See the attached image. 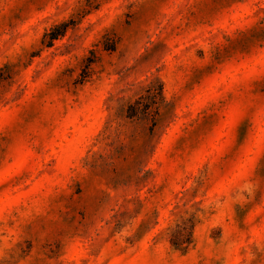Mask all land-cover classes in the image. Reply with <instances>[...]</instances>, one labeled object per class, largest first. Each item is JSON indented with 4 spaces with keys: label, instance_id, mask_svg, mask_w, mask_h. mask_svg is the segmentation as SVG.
I'll use <instances>...</instances> for the list:
<instances>
[{
    "label": "rangeland",
    "instance_id": "obj_1",
    "mask_svg": "<svg viewBox=\"0 0 264 264\" xmlns=\"http://www.w3.org/2000/svg\"><path fill=\"white\" fill-rule=\"evenodd\" d=\"M0 264H264V0H0Z\"/></svg>",
    "mask_w": 264,
    "mask_h": 264
},
{
    "label": "trees",
    "instance_id": "obj_2",
    "mask_svg": "<svg viewBox=\"0 0 264 264\" xmlns=\"http://www.w3.org/2000/svg\"><path fill=\"white\" fill-rule=\"evenodd\" d=\"M153 84H150L149 87H152ZM156 90H158V93L160 95V99H163V84L160 80H158L157 83V87ZM159 100H150L148 101V103L144 104V108L140 109V100L137 101V103L131 104L129 107V111H128V117H134V116H138L139 114H150V113H154V114H158L159 111ZM194 224L190 225V231L188 232V234H186V236H182L180 233V230H176L171 237V243L177 247V248H183L184 250L187 249L188 244L191 243V229L193 228ZM186 243V245H185Z\"/></svg>",
    "mask_w": 264,
    "mask_h": 264
}]
</instances>
